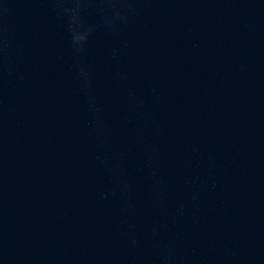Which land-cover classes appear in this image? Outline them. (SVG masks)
<instances>
[{"label": "water", "instance_id": "water-1", "mask_svg": "<svg viewBox=\"0 0 264 264\" xmlns=\"http://www.w3.org/2000/svg\"><path fill=\"white\" fill-rule=\"evenodd\" d=\"M0 264H264V0H0Z\"/></svg>", "mask_w": 264, "mask_h": 264}]
</instances>
